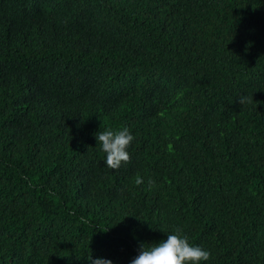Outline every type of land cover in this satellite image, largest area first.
I'll return each instance as SVG.
<instances>
[{
  "label": "trees",
  "instance_id": "1",
  "mask_svg": "<svg viewBox=\"0 0 264 264\" xmlns=\"http://www.w3.org/2000/svg\"><path fill=\"white\" fill-rule=\"evenodd\" d=\"M175 227L264 264V0H0V264H129Z\"/></svg>",
  "mask_w": 264,
  "mask_h": 264
},
{
  "label": "clouds",
  "instance_id": "2",
  "mask_svg": "<svg viewBox=\"0 0 264 264\" xmlns=\"http://www.w3.org/2000/svg\"><path fill=\"white\" fill-rule=\"evenodd\" d=\"M247 97H241L243 103ZM97 147L103 152V163L115 169L129 159V147L135 136L128 126L118 129L106 127L94 133ZM166 239L158 242H138V253L130 259L129 264H202L209 258V251L201 245L190 241L180 227L165 231ZM89 264H114L110 258L94 257L87 254Z\"/></svg>",
  "mask_w": 264,
  "mask_h": 264
}]
</instances>
